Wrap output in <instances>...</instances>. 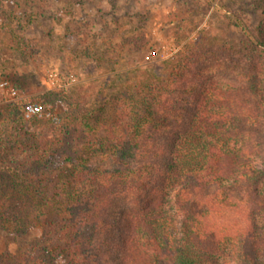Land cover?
Returning a JSON list of instances; mask_svg holds the SVG:
<instances>
[{"label":"trees","instance_id":"1","mask_svg":"<svg viewBox=\"0 0 264 264\" xmlns=\"http://www.w3.org/2000/svg\"><path fill=\"white\" fill-rule=\"evenodd\" d=\"M229 17L228 80L192 48L92 103L47 91L60 122L8 112L0 225L41 229L13 264H264V27Z\"/></svg>","mask_w":264,"mask_h":264},{"label":"rangeland","instance_id":"2","mask_svg":"<svg viewBox=\"0 0 264 264\" xmlns=\"http://www.w3.org/2000/svg\"><path fill=\"white\" fill-rule=\"evenodd\" d=\"M17 12L28 21L14 18ZM231 14L250 28L264 27V0H0V79L23 99L49 106L56 122L65 109L61 101L47 102V91L92 103L101 91L115 93L116 73L156 66L192 48L204 52L203 64L216 63L206 70L210 76L228 80L236 57L227 47L243 37ZM16 108L0 91V126ZM40 235L39 227L13 234L0 225V259L10 254L5 260L13 264Z\"/></svg>","mask_w":264,"mask_h":264},{"label":"built area","instance_id":"3","mask_svg":"<svg viewBox=\"0 0 264 264\" xmlns=\"http://www.w3.org/2000/svg\"><path fill=\"white\" fill-rule=\"evenodd\" d=\"M0 91L5 95L7 100L21 107L25 119L36 117L50 118L53 121L58 120V117L49 106L36 99H23L20 96L19 90L4 78L0 79Z\"/></svg>","mask_w":264,"mask_h":264}]
</instances>
